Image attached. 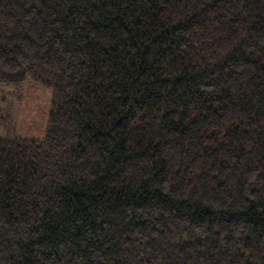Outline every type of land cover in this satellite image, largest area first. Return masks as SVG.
I'll return each instance as SVG.
<instances>
[{
	"label": "trees",
	"instance_id": "1",
	"mask_svg": "<svg viewBox=\"0 0 264 264\" xmlns=\"http://www.w3.org/2000/svg\"><path fill=\"white\" fill-rule=\"evenodd\" d=\"M0 264H264V0H0Z\"/></svg>",
	"mask_w": 264,
	"mask_h": 264
},
{
	"label": "rangeland",
	"instance_id": "2",
	"mask_svg": "<svg viewBox=\"0 0 264 264\" xmlns=\"http://www.w3.org/2000/svg\"><path fill=\"white\" fill-rule=\"evenodd\" d=\"M52 88L28 76L18 86H0V137L42 140L48 128Z\"/></svg>",
	"mask_w": 264,
	"mask_h": 264
}]
</instances>
